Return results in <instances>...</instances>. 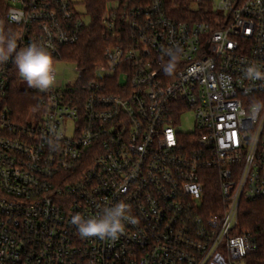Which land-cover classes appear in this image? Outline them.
I'll use <instances>...</instances> for the list:
<instances>
[{
	"label": "built area",
	"instance_id": "1",
	"mask_svg": "<svg viewBox=\"0 0 264 264\" xmlns=\"http://www.w3.org/2000/svg\"><path fill=\"white\" fill-rule=\"evenodd\" d=\"M91 1L0 0L18 49L46 45L58 81L40 92L11 59L0 64V264H246L259 244L239 211L264 199V111L251 115L264 81L244 73L264 72V0H95L103 60L64 81L57 62L91 25ZM177 46L166 75L164 51ZM16 91L37 97L25 117ZM187 112L195 132L183 135ZM120 200L139 223L119 239L81 238L70 222Z\"/></svg>",
	"mask_w": 264,
	"mask_h": 264
},
{
	"label": "clouds",
	"instance_id": "2",
	"mask_svg": "<svg viewBox=\"0 0 264 264\" xmlns=\"http://www.w3.org/2000/svg\"><path fill=\"white\" fill-rule=\"evenodd\" d=\"M180 52L178 46L164 51V55L169 57L163 66L166 75H171L175 71ZM10 59L28 88L46 93L58 83L54 58L47 46L33 42L18 49L17 35L11 30H6L0 22V64H6ZM244 75L249 80L264 81V72L255 66H249ZM262 111H264V101L256 102L251 113L252 118L257 119ZM48 143L52 150H57L58 139H49ZM70 222L76 227L81 238L116 240L125 233L126 224L137 225L139 218L133 214L131 204L120 200L111 206L100 207L99 213L95 216L86 218L77 213L72 216Z\"/></svg>",
	"mask_w": 264,
	"mask_h": 264
},
{
	"label": "trees",
	"instance_id": "3",
	"mask_svg": "<svg viewBox=\"0 0 264 264\" xmlns=\"http://www.w3.org/2000/svg\"><path fill=\"white\" fill-rule=\"evenodd\" d=\"M90 3L89 13L93 17L92 23L85 31L82 39L76 45L70 46L67 53V59L78 64L84 70H90L96 64L102 62L106 45L103 28L100 25L102 4L97 3L95 0ZM181 6L184 8L183 10H186L189 4L184 2ZM174 16L178 19H186L181 12L174 13ZM197 18L202 20V15H198ZM0 21H3V19L1 18ZM15 96L14 103L23 114L22 117L27 116L36 107V95L16 91ZM219 198L218 184L211 179V183L205 192V202L210 210H213L219 204ZM238 228L240 232H250L259 244L258 251L245 258L246 264H264V199L241 201Z\"/></svg>",
	"mask_w": 264,
	"mask_h": 264
},
{
	"label": "rangeland",
	"instance_id": "4",
	"mask_svg": "<svg viewBox=\"0 0 264 264\" xmlns=\"http://www.w3.org/2000/svg\"><path fill=\"white\" fill-rule=\"evenodd\" d=\"M80 2V0H79ZM191 7H199L200 4L190 2L189 6ZM77 10L82 13L85 16V19L88 21L87 16V5L79 3L77 4ZM77 67L76 63L70 62L67 58L63 61L57 62V72H58V78L63 79L64 81H71L74 82L78 78V72L75 70ZM106 75V72H97L96 76L98 78H104ZM177 131L183 135L192 134L195 132V126H194V119L190 112H187L183 115V117L180 120V123L177 127Z\"/></svg>",
	"mask_w": 264,
	"mask_h": 264
}]
</instances>
